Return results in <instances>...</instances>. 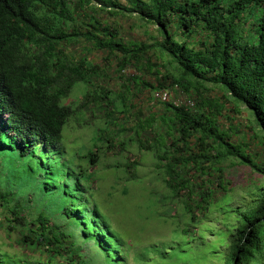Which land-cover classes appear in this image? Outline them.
Instances as JSON below:
<instances>
[{"label": "trees", "instance_id": "obj_1", "mask_svg": "<svg viewBox=\"0 0 264 264\" xmlns=\"http://www.w3.org/2000/svg\"><path fill=\"white\" fill-rule=\"evenodd\" d=\"M125 1L0 0V151L16 149L35 165L33 174L44 175V161H52L51 157L58 154L63 129L71 117L79 116L89 106L107 108L109 117L119 109L112 91L97 81L100 67L85 55L77 58L71 51L73 45L87 43L91 49L86 51L117 56L120 72L127 66L154 67L150 54L167 58L162 65L166 74H155L157 86L142 79L136 84L154 92L165 89L170 81L172 88L178 87L194 100V107L161 103L163 114L156 115L159 122L154 115L139 121L134 142L154 154L166 187L174 189L179 200L187 197L186 209H203L205 218L213 209L222 213L226 229L217 230V242L207 243L210 249L212 245L217 247L207 255L219 254V246L225 245L229 246L225 257H214L223 260L221 264H264V189L247 208H232L227 214L223 204L230 206L231 196L225 193L217 197L212 185L202 187L191 181L196 176L206 178L210 172H221L219 163L230 157L260 170L240 147L227 141V134L218 127L215 110L220 107V98L237 110L244 107L264 139V0ZM96 8L136 14L142 22L156 25L161 39L152 44L127 42L117 30L89 13ZM79 83L89 88L82 100L76 105L63 103ZM215 88L221 96L211 95ZM121 105L118 112L129 116L133 104L123 99ZM141 133H147L145 140ZM105 138L106 149L114 148L112 137ZM54 149L55 154H51ZM98 152L89 155L92 166L100 159ZM135 163L125 166L131 169ZM60 169L54 170L55 183L64 178L69 187L74 171ZM76 177L84 180L86 172L79 168ZM15 200L14 191L0 188V230L8 238L16 237L15 243L22 250L38 253L36 262L26 264H89L76 235L56 220L66 221L70 217L67 209L57 218L46 209H24ZM80 207L83 205L78 204ZM84 210L76 213L71 209V213L78 217L85 235L100 239L106 254L116 256L119 248H109L102 238L106 229L95 232L98 222L83 218ZM186 212L184 233L197 222L194 214ZM231 219L235 223L231 224ZM20 255L0 248V264H23Z\"/></svg>", "mask_w": 264, "mask_h": 264}, {"label": "rangeland", "instance_id": "obj_2", "mask_svg": "<svg viewBox=\"0 0 264 264\" xmlns=\"http://www.w3.org/2000/svg\"><path fill=\"white\" fill-rule=\"evenodd\" d=\"M121 1L127 3L125 0ZM89 13L117 30L127 42L152 44L161 39L158 27L142 22L136 14L121 15L101 11L99 8L92 9ZM86 48L91 49L87 43H80L73 45L71 51L77 58L87 56L90 62L100 67L97 81L100 86L112 91L114 104L119 109L109 117L105 113L107 108L89 106L79 116L71 117L63 129L62 143L56 149L58 154H55V149L54 152L51 150V154H55L51 157L52 161H44V175L33 174L35 165L29 158L21 157L16 149L1 150L0 183L3 185L0 188L4 186L14 191V202L23 205L24 209H46L51 215L56 213L57 218L63 209H67L65 212L70 217L64 216L68 223L62 218L56 220L63 224L65 230L76 235L82 254L89 264L223 263V260L218 259L219 254L222 257L227 254L229 246H219V254L213 252L207 255V251L217 249L215 245L208 248L207 243L217 242V230L226 229L222 213L213 209L208 218H205L206 211L203 209H186L187 197L179 200L176 191L166 187L164 174L161 173L154 154L141 149L134 142V128L139 121L149 119L151 115L156 119V115L163 114L162 104L153 98V90L138 86L136 82L142 79L157 86L155 74H166L167 69L162 65L167 58L162 60L157 55L150 54L154 67L127 66L120 72L117 56L103 51H86ZM166 88L171 89L170 81L165 85ZM88 89L84 83L77 84L63 103L78 104ZM214 90L212 96L222 95L219 89ZM174 93V103H188V97L180 90ZM123 99L128 105L133 104L129 116L118 112ZM217 102L220 107L215 112L220 131L227 134L225 138L231 145L240 147L260 168L258 170L241 164L238 158L230 157L219 163L221 172H210L211 175L206 178L196 176L191 180L202 187L212 185L218 192L217 197L225 193L231 196L232 206L226 207L227 203L223 204L228 214L232 208H247L257 198V192L264 189V139L244 107H240L238 111L222 98ZM146 135L147 133H141V139L145 140ZM109 136L113 139L114 148L106 149L108 144L105 137ZM96 150L99 151L100 159L92 166L89 155ZM131 162L136 163L133 168L127 169L125 165ZM56 167H61L60 170L66 173L74 171L67 183L69 187L65 186L64 178H58L55 183ZM79 168L86 172L84 180L76 177ZM65 192L73 197H68ZM78 204H82L83 208H77ZM71 209H76V213L78 209H85L82 217L98 222L95 232L99 228L106 229L102 238L109 248H119L116 256L106 254L100 247V239L85 235L78 217L71 213ZM186 211L194 214L197 222L184 233ZM230 221L231 224L235 223V219ZM201 225L205 227V234ZM86 230L91 232L89 228ZM15 240L16 237L8 238L4 230H0L2 250L12 255L21 254L19 257L24 258L23 264L36 262L38 253L22 250ZM216 254L218 261L214 258ZM48 259L46 256V263Z\"/></svg>", "mask_w": 264, "mask_h": 264}, {"label": "built area", "instance_id": "obj_3", "mask_svg": "<svg viewBox=\"0 0 264 264\" xmlns=\"http://www.w3.org/2000/svg\"><path fill=\"white\" fill-rule=\"evenodd\" d=\"M178 87H171V89H159L153 92V98L155 101L160 102V103H168V102H173L175 99V93L174 91H178ZM181 91V90H180ZM182 92V91H181ZM183 93V92H182ZM188 103L185 104L188 107H194V100L188 98ZM174 103V102H173ZM176 104V103H174ZM178 105V104H176ZM182 105V104H180Z\"/></svg>", "mask_w": 264, "mask_h": 264}]
</instances>
